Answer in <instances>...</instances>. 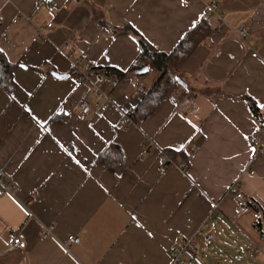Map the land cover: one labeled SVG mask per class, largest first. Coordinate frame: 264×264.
I'll return each mask as SVG.
<instances>
[{"label": "crops", "instance_id": "crops-1", "mask_svg": "<svg viewBox=\"0 0 264 264\" xmlns=\"http://www.w3.org/2000/svg\"><path fill=\"white\" fill-rule=\"evenodd\" d=\"M0 11V51L15 65L14 89L0 92V174L16 189L0 195V264H174L187 240L194 253L181 264H201L209 248L221 264L231 253L233 264H264V153L251 143L262 125L246 101L264 108V0H0ZM189 31L205 34L179 69L192 96L176 84L138 128L122 127L121 112L146 95L132 79L147 93L156 79L148 67L128 74L137 37L170 53ZM81 54L91 72L125 75L106 74L120 83L101 87L111 100L101 115L92 83L79 85L72 69ZM111 144L122 152L115 172L97 161ZM164 150L190 155L187 170L164 165ZM237 189L258 209L234 222ZM12 232L26 248L8 246ZM201 232L214 237L209 248Z\"/></svg>", "mask_w": 264, "mask_h": 264}, {"label": "trees", "instance_id": "trees-1", "mask_svg": "<svg viewBox=\"0 0 264 264\" xmlns=\"http://www.w3.org/2000/svg\"><path fill=\"white\" fill-rule=\"evenodd\" d=\"M108 30L110 32L112 31L113 34L127 32V28L115 30L113 28H108ZM204 36L205 34L203 36H197V34L189 31L170 53L161 52L155 49L144 38L137 37L140 52L138 58L129 68L128 74H132L145 67H148L152 69L156 79L154 80L149 93H147L140 104L137 105L133 111H131L133 120H144V118L147 116L155 113V111L162 104L163 100L171 93L172 89L174 87L178 88L175 78L180 76L179 69L193 52V50L197 47L200 38ZM14 69L15 65L9 63L5 55L0 51V92H6L7 94H10L14 89ZM92 71L104 72L108 75L115 73L121 78L125 77V75L115 71L114 69L112 70L93 67ZM191 92V89H188V91L182 90V95L179 97L182 98L184 96H192ZM246 101L253 115L257 118L259 123L264 126V114L259 112V109L248 98ZM51 120L59 121L64 119L54 116L51 118ZM162 154L163 157H165L162 161L164 165H169L170 163L174 164L179 162V159H183L189 166L190 155L184 153L183 151L164 150ZM97 161L103 164V166H105L108 171L115 172L122 163V152L117 145H108L106 149L98 155ZM248 204L252 209H258L257 206L254 205L250 200H248ZM261 223L262 222L259 217L254 223V228L260 235H262Z\"/></svg>", "mask_w": 264, "mask_h": 264}, {"label": "built area", "instance_id": "built-area-1", "mask_svg": "<svg viewBox=\"0 0 264 264\" xmlns=\"http://www.w3.org/2000/svg\"><path fill=\"white\" fill-rule=\"evenodd\" d=\"M42 3L45 5H49L51 0H42ZM216 13V6L214 4H210L207 7L205 12V17L208 18L209 16ZM1 16V11H0ZM51 24L47 25V28H50ZM237 33L241 38H244L247 34V29L243 26L237 29ZM88 58L85 54H81L80 57L76 58L72 63V69L74 70L76 81L79 85L84 84L85 82L89 81L92 83L93 87V94L98 98L99 102L97 103V114L101 115L104 111H106L109 106L111 105V100L105 92L102 91L101 87L114 88L119 83L120 80L117 76L111 75L107 76L104 72H91V63L87 62ZM90 75H89V74ZM133 86L135 90L139 91L142 94H147V89L143 86L142 82L137 79H132ZM78 106L81 109L87 108L88 100L86 98H82L78 101ZM259 112H263L264 108L259 107ZM121 119L120 124L125 129L131 128H138L142 123L143 120L135 121L131 115L130 111H122L121 112ZM264 136V126H260L252 135H251V143L255 147V151L257 153L263 154L264 150L260 147L261 144V137ZM179 167L183 171H186L188 168V164L184 160H180ZM171 164V163H170ZM238 185V182H235V187ZM9 194L11 196H15L16 189L13 188L12 183L6 181L5 175L0 174V195L1 194ZM232 201L234 203L233 208V221L235 222L239 217L243 215H248L251 213V207L248 204V199L245 194L242 192L241 189H237L233 192ZM54 230V225L44 226L42 228V235L43 237H52ZM201 239L202 243L206 248H209L213 245L214 237L211 233L201 232ZM67 241L71 244H77L79 239L76 237H68ZM8 246L12 248H19L24 249L26 248L25 236L21 232H12L7 240ZM190 240L181 241L179 246L174 247L171 251V257L174 264H181L180 259L183 254L188 250H191V253H194V250L191 248Z\"/></svg>", "mask_w": 264, "mask_h": 264}, {"label": "rangeland", "instance_id": "rangeland-1", "mask_svg": "<svg viewBox=\"0 0 264 264\" xmlns=\"http://www.w3.org/2000/svg\"><path fill=\"white\" fill-rule=\"evenodd\" d=\"M239 238H240L241 241L244 240L241 236ZM210 249L211 248H209L208 250H203L201 253L198 254L201 264H221V263H219V261H216V259H215L213 254H210V252H209ZM205 253H206L207 257H204ZM232 255H233V253H231V255L228 256L229 259L224 264H233L234 263V261H230V258H232ZM185 259H186V257H185ZM238 264H242V261L240 263H238ZM243 264H248V263L244 261Z\"/></svg>", "mask_w": 264, "mask_h": 264}, {"label": "water", "instance_id": "water-1", "mask_svg": "<svg viewBox=\"0 0 264 264\" xmlns=\"http://www.w3.org/2000/svg\"><path fill=\"white\" fill-rule=\"evenodd\" d=\"M147 71H148V68L145 67V68H143V69L137 71V72L135 73V75H138V76H139V75H144V74L147 73ZM52 75H54L55 77H57V78H59V79H65V78H68L67 75H58V74H56V73H52ZM175 81H176L177 85H179L183 90H185V91L187 90V85H186V83H185L181 78L176 77V78H175Z\"/></svg>", "mask_w": 264, "mask_h": 264}]
</instances>
